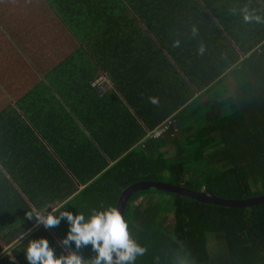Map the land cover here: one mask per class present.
Returning a JSON list of instances; mask_svg holds the SVG:
<instances>
[{
  "label": "trees",
  "instance_id": "obj_1",
  "mask_svg": "<svg viewBox=\"0 0 264 264\" xmlns=\"http://www.w3.org/2000/svg\"><path fill=\"white\" fill-rule=\"evenodd\" d=\"M41 1L39 22L13 27L26 61L13 57L9 73L0 56V251L21 238L0 264H27L31 239L67 255L31 209L87 217L121 195L147 250L134 264H264V202L250 201L264 195V23L241 13L264 17V0ZM98 71L101 95L89 85ZM50 229L61 241L68 224Z\"/></svg>",
  "mask_w": 264,
  "mask_h": 264
},
{
  "label": "clouds",
  "instance_id": "obj_2",
  "mask_svg": "<svg viewBox=\"0 0 264 264\" xmlns=\"http://www.w3.org/2000/svg\"><path fill=\"white\" fill-rule=\"evenodd\" d=\"M241 13L246 23H264V17L249 10L247 6L241 9ZM195 33L196 29L193 28ZM174 46H179V42H174ZM199 51L203 53V46ZM149 102L158 104L155 97H150ZM62 209L63 205L52 208L50 212L33 208L25 216L29 221H35L33 227L43 226L46 229L57 227L61 220H65L68 231L60 244L68 250L67 255L57 256L45 238L31 239L24 251L27 264H134L138 256L146 253V248L132 238L127 221L116 207L108 206L103 210L93 208L87 217L83 213L73 215ZM20 239L13 238L3 244L0 253L8 254L11 247L20 243ZM89 245L95 255L86 260L79 253ZM10 264H14V258Z\"/></svg>",
  "mask_w": 264,
  "mask_h": 264
},
{
  "label": "crops",
  "instance_id": "obj_3",
  "mask_svg": "<svg viewBox=\"0 0 264 264\" xmlns=\"http://www.w3.org/2000/svg\"><path fill=\"white\" fill-rule=\"evenodd\" d=\"M10 1H12L13 3H10ZM42 5H44V1L41 0H6V1L3 0V2L2 0H0V9H2L3 11L13 10L11 13L15 11L16 14L15 20L11 17L12 14H9L8 16L5 15V17H3L0 14V56L11 62L10 66H8L7 69L9 73L15 72L14 65L12 63L13 57H15L16 59H21L23 61H26V58L24 57L22 52L23 46L21 44V41L15 37V30L17 29V27H15V29L13 27L16 24L20 25L21 24L20 22H34V20L39 22V18L43 16V12H44L42 10ZM18 68L19 66L17 65V69ZM97 74L98 75L94 76L95 78L97 76H100L104 78V80L106 81L105 78L106 76L102 71H98ZM90 87L98 95H101L107 90V85H102V86L90 85ZM174 124L176 125L175 122ZM177 131L178 128L170 130L169 133L163 134L160 138L162 137L173 138L176 135ZM172 153H173L172 148L171 149L169 148L167 155L169 156ZM48 229L55 237L54 238L55 241L58 240V242L60 243L59 239L52 232V230L50 228ZM60 246L63 249H66L63 245L60 244Z\"/></svg>",
  "mask_w": 264,
  "mask_h": 264
},
{
  "label": "water",
  "instance_id": "obj_4",
  "mask_svg": "<svg viewBox=\"0 0 264 264\" xmlns=\"http://www.w3.org/2000/svg\"><path fill=\"white\" fill-rule=\"evenodd\" d=\"M147 185H152L155 188H158V189H161L164 191L175 192V193H178L180 195L189 196V197L195 198L197 200H202V201L204 200V201H208V202L215 203V204H220V205H225V206L246 205V202H243V200L240 201L239 203H235L232 200H224V199H220V198L215 197V196H206V197L203 196V197H201V195H202L201 192H195V191L188 190L185 188H179V187H176L172 184L165 183V182H150ZM142 187H144V186H142L140 184H135V185L130 186L127 195H129L133 191H136ZM121 197L122 198H120L118 200L117 205H116V208L119 210L120 214H121L123 203H124V201H126V198H123V195H121ZM250 201H251V203L264 202V195L254 197Z\"/></svg>",
  "mask_w": 264,
  "mask_h": 264
},
{
  "label": "rangeland",
  "instance_id": "obj_5",
  "mask_svg": "<svg viewBox=\"0 0 264 264\" xmlns=\"http://www.w3.org/2000/svg\"><path fill=\"white\" fill-rule=\"evenodd\" d=\"M20 31H21V30H20L19 28H17V29L15 30V37H16L17 39H19V40L21 39V37L18 36V33H20ZM97 75H98V74H97ZM229 78H230V77H229ZM229 78H228V79H229ZM90 82H91L92 84H95V85H93V86H96V85H98V86H102L103 83H104V82H98V81H97V78H95V77H93V79H92ZM96 82H97V83H96ZM169 221H170V220L167 219V222H169ZM57 247L60 248V249H62V247L60 246V244H58ZM173 254H174V253H173Z\"/></svg>",
  "mask_w": 264,
  "mask_h": 264
},
{
  "label": "built area",
  "instance_id": "obj_6",
  "mask_svg": "<svg viewBox=\"0 0 264 264\" xmlns=\"http://www.w3.org/2000/svg\"><path fill=\"white\" fill-rule=\"evenodd\" d=\"M96 78H97V81H98V82H104L103 85H106V81L104 80V78H102V77H100V76H97ZM96 83H97V82H96ZM90 85L93 86V85H95V84L90 83ZM96 86H98V85H96ZM165 129H167V124L163 125V126L160 128V130L156 131L155 133L158 134V133H160L161 131H164Z\"/></svg>",
  "mask_w": 264,
  "mask_h": 264
}]
</instances>
